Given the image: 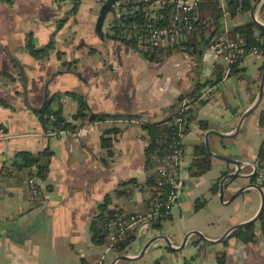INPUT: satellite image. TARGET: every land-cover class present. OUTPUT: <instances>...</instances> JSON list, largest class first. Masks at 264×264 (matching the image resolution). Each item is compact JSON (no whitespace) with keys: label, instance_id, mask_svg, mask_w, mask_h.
<instances>
[{"label":"crops","instance_id":"0c3cea01","mask_svg":"<svg viewBox=\"0 0 264 264\" xmlns=\"http://www.w3.org/2000/svg\"><path fill=\"white\" fill-rule=\"evenodd\" d=\"M103 1L82 0L77 14L67 17L72 0H18L15 7L0 0V264H82L83 259L90 264H112L125 254L138 257L147 241L159 236L168 238L174 250L160 239L154 244L155 249L146 251L141 259L115 264H218V256L223 253L226 264H264V237L258 222L257 237L248 244L232 237V232L218 244L207 243L194 234L199 232L217 242L231 227L250 222L260 212L264 187L262 192L249 187L230 204L228 201L242 187L255 183L251 165L256 162L264 139V126L260 124L264 97L244 119L237 134L236 129L259 96L263 57L248 58L239 67L244 72L215 85L207 84L202 91L207 102L192 105L195 117L182 142L183 187L177 205L161 227L136 229L122 254L92 241L91 220L105 196L114 193L121 183L134 179L142 187L129 185L127 194L115 199L114 206L123 214L146 212L149 193L143 187L149 173L145 149L150 138L141 123L166 120L169 108L193 88L195 77L188 55L180 54L185 62L176 55L165 64H151L137 51L108 38L106 26L108 39L102 42L95 29ZM247 16L237 17L232 26L245 23ZM257 16L264 23V3ZM64 18L69 19L58 31L57 24ZM30 34L36 48H43L53 37L56 51L46 60L33 58L26 49ZM205 56L203 78L214 81L216 65L222 63L216 64L211 50ZM253 64L258 69L255 74H248ZM68 67L69 72H65ZM22 72L28 80L27 87L21 79ZM53 76L56 79L49 89L52 93L61 92L62 97L50 107L58 109L61 103L68 121L78 111L77 101L68 92L84 96L94 113L134 115L140 121L91 122L81 137L79 121L76 132L47 137L41 112L35 110L43 105L47 82ZM174 76L178 82L172 84ZM158 86L163 90L159 92ZM189 102L187 99L184 103ZM201 121L208 124L207 130L200 127ZM111 129H118L119 133L105 134ZM210 130L227 136H209L214 154L243 162L240 177L225 181L224 202L220 201L221 180L234 173L236 166L207 151L211 169L201 176L191 172L195 149L199 145L206 148L205 135ZM113 136V155L108 157L102 138ZM46 148L54 156L47 181L40 182L42 193L35 200L25 175L21 180L13 175L3 176L2 171L18 152L38 153ZM197 200L204 202L198 211ZM185 239L184 248L179 250Z\"/></svg>","mask_w":264,"mask_h":264},{"label":"trees","instance_id":"16d2710c","mask_svg":"<svg viewBox=\"0 0 264 264\" xmlns=\"http://www.w3.org/2000/svg\"><path fill=\"white\" fill-rule=\"evenodd\" d=\"M8 5H12L15 0H2ZM257 0H227L228 11H225L221 5V0H204L198 2L196 5V10L194 13V27L195 30L191 36L188 38H177L175 44H168L166 46H158L146 49H139L136 43L132 41H124L115 36L108 34V38L112 39L114 42H119L129 47L132 50L137 51L145 60L151 64L162 65L165 64L171 57L176 55H188L191 58L193 69H194V85L193 88L178 98L177 102L169 108L168 112L170 116L166 120L157 123L142 122V128L147 131L149 136V143L145 149V166L146 171L149 173V177L146 180V184L143 188L146 187L149 198L147 199V207L149 203L156 198H163L169 188L168 186H159L161 181L160 176L156 172V168L160 163V159L163 154L170 150L171 144L174 141L178 140V126L174 125L178 119L181 120L182 132L187 133L190 130V123L194 119L193 107L195 103L205 104L207 101L203 98L202 91L207 84L215 85L221 82L226 78V68L224 65H216V75L215 80H206L203 78V66L204 58L206 53L215 45L216 41L220 38H235L237 41H243V48L246 52L251 51L253 48L258 49L261 54V57L264 58V29L257 26L254 22L250 21L244 24L242 27L237 29H231V22L239 16H244L248 14L254 3ZM82 0H72V8L68 13L67 17L75 16L79 10ZM117 8V7H116ZM113 9V12L116 10ZM122 8V7H121ZM130 9V8H129ZM69 18H64L60 20L57 24V30L59 31L64 27ZM130 21V19H129ZM113 24H117L114 22ZM208 39H210L209 42ZM26 49L30 55L37 60H46L50 57L52 52L56 51V42L52 37L51 41L44 46L43 48H36L32 35L27 36ZM244 60H240L237 64L231 66L230 76L244 72L245 69H240V65ZM218 64V62L216 63ZM264 70V65L262 67ZM228 77V76H227ZM68 95L72 96L78 103V111L73 116L71 121H68L63 116L62 104L59 103L58 109L48 108L44 112L40 113V118L43 124L44 130H49V128L62 130L64 132L71 131L76 132L77 122H81L89 116L90 108L85 100V97L68 92ZM61 95H57L54 99L60 102ZM190 100L189 104H185V100ZM184 104V108L181 111L180 107ZM52 115L54 116L55 121L48 125V120L45 116ZM111 118H102L98 117L93 119L92 122H100L108 120ZM139 116H134L131 120L128 121H140ZM124 120V119H117ZM260 124L264 126V113L260 117ZM200 127L203 130L208 129V124L201 121ZM2 127L0 126V129ZM114 133L117 135L119 133L118 129H111L105 132V134ZM116 139V136L112 138L104 137L102 138V148L106 149L108 157H112L113 152V143ZM182 148V144L178 145ZM54 156L53 151L50 148H46L38 153H31L28 151L18 152L14 158L6 165L2 171L3 176H15L23 180V176H26L27 180L34 179L36 182L33 186H30V192H37V195H33L35 200L41 195L42 189L40 182H46L48 175L50 173L51 161ZM259 169L264 168V139L260 147L257 160L255 162ZM212 167L210 156L207 153V150L204 145H199L195 149V158L191 166V172L194 176H201L209 171ZM252 179L255 182L256 176H252ZM129 185H134L136 187H142L136 180L132 179L130 181L123 182L119 185L118 189L114 193L107 194L101 204L97 208L96 214L93 216L90 223V231L92 234V241L97 245L110 246L111 243L109 239L108 223L111 220L118 218L123 215L121 210H118L114 206V200L121 198L126 195V188ZM261 187H264V182ZM49 188V186H48ZM216 192V189H214ZM204 206V202L197 200L195 204V210L198 211ZM169 216L159 218L153 222L152 226L161 227V222L167 219ZM260 225V232L264 237V213L261 218L258 220ZM133 233V232H132ZM132 233L124 236L123 239H120L117 243L114 244L113 249L118 253L122 254L127 251L128 245L132 242L133 238L130 237ZM232 237H236L241 242L248 244L254 241L257 237V224L253 223L246 227L239 228L234 230L231 233ZM226 255L223 253L218 256V264H226ZM82 264H90L86 259L82 260Z\"/></svg>","mask_w":264,"mask_h":264},{"label":"built area","instance_id":"2783aa9c","mask_svg":"<svg viewBox=\"0 0 264 264\" xmlns=\"http://www.w3.org/2000/svg\"><path fill=\"white\" fill-rule=\"evenodd\" d=\"M201 1L204 0H126L122 8L117 6L111 19L107 18L106 29L111 36L136 43L139 49L173 45L177 38H188L193 34L195 30L194 13L197 3ZM221 5L225 11H228L227 0H221ZM114 22L117 24H113ZM243 44V41H237L235 38H220L210 49L213 52V58H216L217 62L220 60L225 66L226 78L230 76L231 66L240 60L261 57L258 49L253 48L246 52ZM206 58L207 56L204 59ZM168 82H170L169 77L167 78ZM162 90L163 88L158 86V91ZM183 108L184 104L180 107L181 111ZM45 118L48 120L49 126L55 121L52 115H46ZM118 123L122 124V121H118ZM182 124L180 119L174 123L179 129L178 140L174 141L170 150L163 154L156 168L161 179L159 186H168L167 194L163 198L152 200L144 213L123 214L111 220L108 223V240L111 243L109 251H112L114 244L127 234L134 232L139 227L149 229L153 222L159 218L169 216L177 205L183 187L180 170L183 150L178 146L182 144L185 137V133L182 132ZM63 133L64 131L55 128L45 130V135L50 138L59 137ZM252 165L255 170L256 165ZM255 176V184L262 185L264 168H258ZM35 182L34 179L28 180V187L33 186ZM32 194L36 196V190L32 191Z\"/></svg>","mask_w":264,"mask_h":264},{"label":"water","instance_id":"95a60500","mask_svg":"<svg viewBox=\"0 0 264 264\" xmlns=\"http://www.w3.org/2000/svg\"><path fill=\"white\" fill-rule=\"evenodd\" d=\"M120 1L122 0H104L103 3H102V6L100 8V11H99V15H98V19H97V22H96V34L97 36L100 38V40L102 42H105L107 38V35H106V31H105V26H106V21H107V18H108V15L110 14V12L112 11V9L114 8V6L119 3ZM18 0H15L14 3L12 4L13 7L16 6ZM264 3V0H257L254 5H253V8L252 10L247 14L249 16V18L251 19H247L246 18V22L243 23V24H239V25H233L231 27V29H237V28H240L242 27L244 24L252 21L254 22L257 26H259L260 28H263L264 29V23H262L259 19H258V16H257V13L260 9V7L263 5ZM8 5V4H7ZM11 7V5H8ZM210 39H208L207 42H209ZM10 57L12 58V56L10 55ZM108 61H109V65L108 67L110 68L112 66V58H111V54H109V57H108ZM71 65V64H70ZM69 69L70 67L67 68V70H65V72H69ZM108 69V68H107ZM63 72H60V74H62ZM78 77L82 78V75L78 72L75 73ZM11 77V76H9ZM8 77V78H9ZM23 78V79H22ZM21 79L23 80V83H24V86L27 87V84H28V80L26 78V75L24 72L21 73ZM56 79V76H53L48 82H47V85H46V90L44 92V98H43V105L41 106V108H38V110H35L36 112H44L45 110H47L51 103L54 101L55 97L57 95H61V92L57 93H52L51 90L49 89V86L50 84ZM15 81V80H14ZM13 81V82H14ZM11 83V81H10ZM26 95H27V92H26ZM184 97V96H182ZM263 97H264V72H263V75H262V78H261V83H260V93H259V96L256 100V102L254 103L253 107L249 108L242 116L240 122L238 123V126H237V129H236V134L240 131V128L242 126V123L244 121V119L246 117H248L253 111H255L261 101L263 100ZM86 99V98H85ZM98 117H102V118H111L113 120H117V119H128V120H131L134 115H127V114H98V113H94L92 111H90V114L89 116H87L86 118H84V120H82L79 124V129H78V136L81 137L82 136V132L83 130L85 129V127L87 126V124H90L92 122L93 119H96ZM118 121V120H117ZM211 134H215V135H218V136H221V137H227L225 135H222L220 133H218L217 131H214V130H210L206 133L205 135V144H206V148H207V151L208 153L219 159V160H222V161H225L226 163L228 164H231V165H234L237 167V170L234 172V173H231V174H228L225 178H223L221 180V186H220V201L221 202H224V191H225V181L226 180H235L237 179L238 177H240L241 175V171L243 169V162L241 161H237V160H234V159H231V158H228V157H225V156H222V155H218V154H214L212 151H211V146H210V142H209V136ZM253 164H255V170L253 171L252 176H255L256 174V170L258 169V166L257 164L254 162ZM253 166V165H251ZM249 187H255L256 189H258L260 192H262V189H261V186L260 185H256L254 183L253 184H250V185H247V186H244L242 187L239 191H237L234 196L228 201V203L230 204L232 201H234L236 198H238L247 188ZM264 213V196L262 197V206H261V209H260V212L259 214L253 219L251 220L250 222H246V223H243V224H238V225H235L233 227H231L225 234L222 238H220L219 240H217V242L215 241H212V240H208L206 239L202 234H200L199 232H195L194 234H196L198 237H200L201 239H203V241L207 242V243H222L226 237L231 233L233 232L234 230L236 229H239V228H243V227H246L250 224H253V223H256L258 222V220L261 218V216L263 215ZM160 239H164V241L166 242V245L169 249H173L172 248V245L170 243V241L168 240V238L164 237V236H159V237H153L151 238L149 241H147V243L144 245L143 249L141 250L140 254L138 255V257L136 258H131L129 257L127 254L125 255H122L118 258H116L112 264H115L117 261H126V262H134L136 260H139L141 259L143 256H145L146 254V251H152L153 249H155V246L154 244L156 243L157 240H160ZM186 241L187 239L184 240L183 244L180 246L179 250H182L186 244ZM174 250V249H173Z\"/></svg>","mask_w":264,"mask_h":264},{"label":"rangeland","instance_id":"374dc122","mask_svg":"<svg viewBox=\"0 0 264 264\" xmlns=\"http://www.w3.org/2000/svg\"><path fill=\"white\" fill-rule=\"evenodd\" d=\"M114 15V13L113 12H111L110 14H109V16H108V18H111L112 16ZM245 16V15H244ZM247 19H251V18H249V16H247ZM261 20V19H260ZM262 21V20H261ZM177 58L180 60H182L183 62H185L186 60L185 59H183L182 58V56L181 55H179V56H177ZM221 63V61L220 60H218V64H220ZM257 69H258V66L257 65H251L250 67H249V72H248V74H255L256 73V71H257ZM195 78V77H194ZM175 82H178V80H177V76H174L173 77V81H172V84H175ZM106 248L108 249L109 248V246H106Z\"/></svg>","mask_w":264,"mask_h":264},{"label":"flooded vegetation","instance_id":"af4514ba","mask_svg":"<svg viewBox=\"0 0 264 264\" xmlns=\"http://www.w3.org/2000/svg\"><path fill=\"white\" fill-rule=\"evenodd\" d=\"M125 1H126V0H122V1H120L119 3H117V4L114 6V8H116L117 6H118V7H119V6L123 7V6H124V3H125ZM114 8H113V9H114ZM113 9H112V11H111V12H113ZM111 12H110V13H111ZM108 16H109V15H108Z\"/></svg>","mask_w":264,"mask_h":264}]
</instances>
